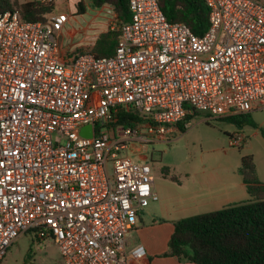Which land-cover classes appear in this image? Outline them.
<instances>
[{
    "label": "built area",
    "instance_id": "2783aa9c",
    "mask_svg": "<svg viewBox=\"0 0 264 264\" xmlns=\"http://www.w3.org/2000/svg\"><path fill=\"white\" fill-rule=\"evenodd\" d=\"M204 1L209 27L197 35L160 0H129L131 20L106 56L62 53L65 12H0V262L30 231L65 264H145V246L128 238L157 199L144 143L194 111L223 119L264 107V3ZM122 110L141 120L119 123Z\"/></svg>",
    "mask_w": 264,
    "mask_h": 264
},
{
    "label": "rangeland",
    "instance_id": "374dc122",
    "mask_svg": "<svg viewBox=\"0 0 264 264\" xmlns=\"http://www.w3.org/2000/svg\"><path fill=\"white\" fill-rule=\"evenodd\" d=\"M55 1L56 8L50 15L65 12L70 16L63 31H74L66 32L63 40L59 38L70 53H96L94 48L101 34L121 32L122 23L110 5L99 9L89 6L85 14L75 15L71 10L70 0ZM260 1L264 3V0ZM190 114L191 117L183 121L185 130H181L178 125L167 139H153L144 143L142 149V153L147 156L146 161L152 167L153 189L157 196L156 200H150L146 208L159 209L162 203H167V217L176 219L200 214L201 211L209 209L199 203L204 179L218 182L236 179L239 184L242 179L239 167L245 154L255 156L258 174L264 178V126L259 136H249L253 129H248L245 146H232L230 136L225 130L236 129L234 123L212 118L205 112ZM247 119L260 123L264 120V111L253 110L247 114ZM136 145L142 148L143 143L137 142ZM121 155H129L136 161H142L129 150L122 151ZM235 194L236 200L233 203L251 199L245 187L237 186ZM1 264L65 263L59 247L53 241L39 242L28 231L19 236L8 249Z\"/></svg>",
    "mask_w": 264,
    "mask_h": 264
},
{
    "label": "trees",
    "instance_id": "16d2710c",
    "mask_svg": "<svg viewBox=\"0 0 264 264\" xmlns=\"http://www.w3.org/2000/svg\"><path fill=\"white\" fill-rule=\"evenodd\" d=\"M86 1H78L77 14L86 13ZM87 2L98 9L110 5L122 24L131 20L129 0ZM160 5L170 21L186 23L197 35H203L209 27V8L204 0H160ZM55 8V0H0V12L19 10L27 21L46 20ZM118 34L114 31L101 34L94 48L95 54L112 55ZM247 114L230 116L226 120L238 127L247 123L255 126L254 121L247 119ZM190 117L191 114L186 115L187 119ZM118 118L119 123L127 125L141 120L132 110L120 111ZM178 125L181 130L186 129L183 121ZM239 172L251 199L175 221L165 255L196 264H264V182L258 177L253 154L242 156Z\"/></svg>",
    "mask_w": 264,
    "mask_h": 264
},
{
    "label": "crops",
    "instance_id": "0c3cea01",
    "mask_svg": "<svg viewBox=\"0 0 264 264\" xmlns=\"http://www.w3.org/2000/svg\"><path fill=\"white\" fill-rule=\"evenodd\" d=\"M78 1L79 0H70L71 10L75 15H82V14H77L76 4L78 3ZM87 5H88L87 10H88L90 5L88 3ZM73 31L74 30L72 31L66 30L65 32L62 31L61 34L59 35V38L63 40V37L66 32H73ZM60 42L62 46V53L66 54L67 51L69 50L64 46L63 41ZM260 110L264 111V107L260 108ZM223 119L226 120L227 118H223ZM263 126H264V120L261 121L260 123H256L255 126L247 123L244 124L242 127H238L236 125L237 127L236 129L227 128L225 131L228 133L229 136L235 133L241 134L244 138L241 146H245L247 144L246 132L249 131L248 129L251 128L253 129L249 136L251 135L259 136L262 133ZM143 156L147 157L144 154ZM258 173L259 171L257 165V174ZM258 177L262 182H264V178L261 177L260 174H258ZM237 186H240L241 188L242 187L246 188V185L243 181V177L240 180L239 184L236 182V179H227L226 181H220V182H218L217 180L214 181V179L212 180L204 179L203 188L200 197L201 199L199 203L201 204L202 207H206L209 209H205L200 213L220 209L223 206L235 202L236 200L235 193ZM164 201L165 199H163V202ZM146 207L141 208L139 210L138 222L136 223L135 228L128 234L130 246H134L137 244H143L145 246L147 251L145 264H196L194 262H183L179 260L176 256L165 255V253L169 250V241L174 231V223L175 221L179 220L176 218L167 217L168 214L166 213L167 203H162L159 209H155V208L149 209Z\"/></svg>",
    "mask_w": 264,
    "mask_h": 264
},
{
    "label": "water",
    "instance_id": "95a60500",
    "mask_svg": "<svg viewBox=\"0 0 264 264\" xmlns=\"http://www.w3.org/2000/svg\"><path fill=\"white\" fill-rule=\"evenodd\" d=\"M82 135L84 136H91L92 135V127L91 125H87L81 130Z\"/></svg>",
    "mask_w": 264,
    "mask_h": 264
}]
</instances>
